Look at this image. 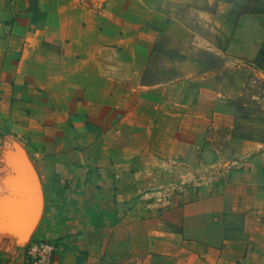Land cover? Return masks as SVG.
<instances>
[{"label":"crops","instance_id":"1","mask_svg":"<svg viewBox=\"0 0 264 264\" xmlns=\"http://www.w3.org/2000/svg\"><path fill=\"white\" fill-rule=\"evenodd\" d=\"M262 55L264 0H0V264H264Z\"/></svg>","mask_w":264,"mask_h":264},{"label":"built area","instance_id":"2","mask_svg":"<svg viewBox=\"0 0 264 264\" xmlns=\"http://www.w3.org/2000/svg\"><path fill=\"white\" fill-rule=\"evenodd\" d=\"M23 264H55L56 244L51 240H35L24 247Z\"/></svg>","mask_w":264,"mask_h":264},{"label":"rangeland","instance_id":"3","mask_svg":"<svg viewBox=\"0 0 264 264\" xmlns=\"http://www.w3.org/2000/svg\"><path fill=\"white\" fill-rule=\"evenodd\" d=\"M223 26H224V25H223ZM217 28L220 29L219 25L217 26ZM229 29H230V27H229ZM246 45H247V44H246ZM263 57H264V56L262 55L261 58L263 59ZM171 58H172L171 55H169V57H168L167 55H165L163 60L166 62V61H168V60H171Z\"/></svg>","mask_w":264,"mask_h":264}]
</instances>
